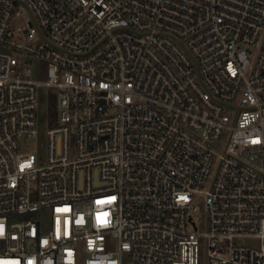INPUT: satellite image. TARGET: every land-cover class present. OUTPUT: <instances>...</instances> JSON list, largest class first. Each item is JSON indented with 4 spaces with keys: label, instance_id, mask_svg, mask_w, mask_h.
<instances>
[{
    "label": "built area",
    "instance_id": "2783aa9c",
    "mask_svg": "<svg viewBox=\"0 0 264 264\" xmlns=\"http://www.w3.org/2000/svg\"><path fill=\"white\" fill-rule=\"evenodd\" d=\"M200 212L264 264V0H0V264H201Z\"/></svg>",
    "mask_w": 264,
    "mask_h": 264
},
{
    "label": "rangeland",
    "instance_id": "374dc122",
    "mask_svg": "<svg viewBox=\"0 0 264 264\" xmlns=\"http://www.w3.org/2000/svg\"><path fill=\"white\" fill-rule=\"evenodd\" d=\"M46 107H47V101H46V94L41 92V100H40V108H39V120H40V135L39 140L36 143H22V152H35L36 155H40L42 160H45L46 157V130H47V116H46ZM45 216V214H43ZM199 219L202 220V222H199ZM195 221L197 223V230L199 233H201V244L199 248V259L201 264H206L207 257H206V241L204 237V233L206 232V214L204 212L198 213L197 217L195 218ZM248 240H243L242 243H247ZM256 244V242H253ZM125 258V257H124Z\"/></svg>",
    "mask_w": 264,
    "mask_h": 264
},
{
    "label": "trees",
    "instance_id": "16d2710c",
    "mask_svg": "<svg viewBox=\"0 0 264 264\" xmlns=\"http://www.w3.org/2000/svg\"><path fill=\"white\" fill-rule=\"evenodd\" d=\"M49 107H50V110H52L53 106H54V102L53 101H50V103L48 104ZM54 115V112L52 113V120H54L55 117H53Z\"/></svg>",
    "mask_w": 264,
    "mask_h": 264
}]
</instances>
